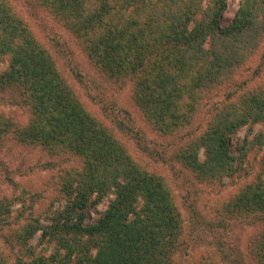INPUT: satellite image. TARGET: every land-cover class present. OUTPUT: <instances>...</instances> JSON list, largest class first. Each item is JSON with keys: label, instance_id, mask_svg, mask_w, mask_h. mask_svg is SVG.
<instances>
[{"label": "trees", "instance_id": "16d2710c", "mask_svg": "<svg viewBox=\"0 0 264 264\" xmlns=\"http://www.w3.org/2000/svg\"><path fill=\"white\" fill-rule=\"evenodd\" d=\"M206 1V4H205ZM66 26L89 62L106 79L133 80V98L158 132L192 127L203 99L228 84L264 39V0H242L232 24L221 29L226 0H33ZM0 89L15 90L30 111L26 125L0 114V141L43 144L54 153L82 159L63 180L68 196L52 223L25 224L14 233L19 254L0 264H223L182 263L183 223L168 181L135 161L112 130L76 96L51 51L11 0H0ZM215 91V90H214ZM264 123V84L216 109L209 126L180 152L183 165L204 181L232 176L264 134L244 139L231 153L233 135ZM249 143V144H247ZM204 148L205 160H199ZM111 197L98 221L87 224L88 207ZM0 200V214L8 207ZM225 210L264 219V177L237 192ZM42 230L49 255L28 245ZM264 264V228L251 242Z\"/></svg>", "mask_w": 264, "mask_h": 264}, {"label": "rangeland", "instance_id": "374dc122", "mask_svg": "<svg viewBox=\"0 0 264 264\" xmlns=\"http://www.w3.org/2000/svg\"><path fill=\"white\" fill-rule=\"evenodd\" d=\"M38 38L51 51L62 68L76 96L128 149L145 170L164 177L170 184L182 216V247L179 260L194 263L204 260L223 264H256L251 242L264 228L258 215L239 216L225 207L234 195L258 177H264V143L250 149L240 170L221 180H200L180 160L184 144L203 133L216 109L228 100L252 92L264 84V39L250 57L238 67L228 84L212 89L203 99L201 111L192 127L176 134L157 132L147 121L133 98V80H109L89 62L74 34L33 0H11ZM219 27L228 28L241 7L242 0H226ZM206 4V1H205ZM8 62L0 63V72ZM215 90V91H214ZM0 114L13 117L17 125H26L30 111L13 89H0ZM264 134V123L245 128L233 135L230 151L237 154L244 139ZM249 144V143H247ZM199 160H205L204 148ZM82 159L78 155L54 153L43 144L22 143L9 136L0 141V200L7 201L0 214V256L14 260L19 245L13 236L31 222L46 227L57 210L64 208L68 196L63 180ZM90 205L85 223L98 221L107 210L110 199ZM37 231L28 245L35 253L49 255L52 243L41 240Z\"/></svg>", "mask_w": 264, "mask_h": 264}]
</instances>
